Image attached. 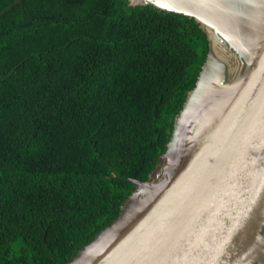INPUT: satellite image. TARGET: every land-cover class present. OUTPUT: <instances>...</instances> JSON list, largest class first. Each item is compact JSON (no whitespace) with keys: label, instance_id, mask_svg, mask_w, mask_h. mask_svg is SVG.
<instances>
[{"label":"trees","instance_id":"16d2710c","mask_svg":"<svg viewBox=\"0 0 264 264\" xmlns=\"http://www.w3.org/2000/svg\"><path fill=\"white\" fill-rule=\"evenodd\" d=\"M209 52L128 0H0V264H67L165 154Z\"/></svg>","mask_w":264,"mask_h":264},{"label":"water","instance_id":"95a60500","mask_svg":"<svg viewBox=\"0 0 264 264\" xmlns=\"http://www.w3.org/2000/svg\"><path fill=\"white\" fill-rule=\"evenodd\" d=\"M196 20L209 52L167 151L67 264H264V0H128Z\"/></svg>","mask_w":264,"mask_h":264}]
</instances>
